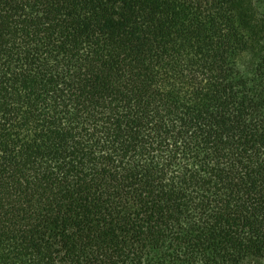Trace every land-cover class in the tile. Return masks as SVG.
I'll list each match as a JSON object with an SVG mask.
<instances>
[{"label":"trees","instance_id":"trees-1","mask_svg":"<svg viewBox=\"0 0 264 264\" xmlns=\"http://www.w3.org/2000/svg\"><path fill=\"white\" fill-rule=\"evenodd\" d=\"M0 264H264V0H0Z\"/></svg>","mask_w":264,"mask_h":264}]
</instances>
